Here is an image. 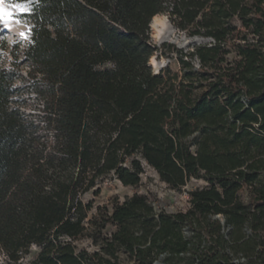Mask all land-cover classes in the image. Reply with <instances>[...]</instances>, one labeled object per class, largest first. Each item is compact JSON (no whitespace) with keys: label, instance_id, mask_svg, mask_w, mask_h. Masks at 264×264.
Here are the masks:
<instances>
[{"label":"trees","instance_id":"obj_1","mask_svg":"<svg viewBox=\"0 0 264 264\" xmlns=\"http://www.w3.org/2000/svg\"><path fill=\"white\" fill-rule=\"evenodd\" d=\"M158 15L215 41L180 58L181 79L149 66ZM24 18L37 111L22 109L16 82L25 78L18 62L4 64L0 40L7 259L22 264L37 246L31 264H120V250L140 264H264V0H35ZM208 77L215 80L196 84ZM144 163L172 190L206 185L189 192L186 213L157 212L135 193L87 222L93 204L84 196L108 177L139 186ZM83 238L101 249L78 248ZM239 254L247 261L234 263Z\"/></svg>","mask_w":264,"mask_h":264},{"label":"rangeland","instance_id":"obj_2","mask_svg":"<svg viewBox=\"0 0 264 264\" xmlns=\"http://www.w3.org/2000/svg\"><path fill=\"white\" fill-rule=\"evenodd\" d=\"M168 18V16H166ZM25 19V18H24ZM26 21V20H25ZM169 21V18H168ZM233 24L237 27L239 32L245 33L246 30L242 26L241 22L237 19L233 20ZM170 26L162 27L158 25L154 28L151 25L150 38L151 43L158 49V51L152 57L157 63L158 73L162 70L169 69L171 73H177L180 79L184 76L183 67L180 63V58L183 56L186 60L185 54H190L200 47H209L215 44V41L211 38H205L201 36L190 37L186 32L175 28L169 21ZM27 24H15L10 27H14L18 31V35L10 32L9 28L0 30V40L5 42L7 50L5 52L4 64L11 66L12 62L19 63V72L25 78V81L18 80L16 86L18 88V100L22 103V109L28 113H32L38 110L40 101L36 98L33 91L32 80L29 79V67L24 63L22 58V51L29 39H22L19 35L22 31H27ZM3 26L0 25V28ZM250 38H253L250 36ZM17 54V58L15 57ZM227 58L230 61L234 60L235 56L230 54ZM193 64L196 68L200 67L199 61L195 58ZM152 72L155 73L153 67ZM155 73V74H158ZM215 77H208L202 79L196 84L200 86H207L210 82L214 81ZM198 92L204 91V88H198ZM145 173L142 175L141 184L137 187H125L120 181L115 178H105L95 189L87 193L83 200L85 203H92L93 208L88 215L87 222L91 221L100 212H103L107 208L110 212L113 208L115 200L123 202L127 197H131L135 193L148 195L154 202V205L158 210L165 211L167 213H178L179 211L187 210L188 204L183 197L185 193L199 190L204 186L202 180H192L189 185L182 189V191L172 190L168 185L160 180L159 175L155 170L148 167L144 163ZM244 202H248V193L245 191L241 194ZM89 226V224H87ZM91 229V227H90ZM116 228L108 226L106 233H112ZM246 237L251 235V231H242ZM262 240H264V229L260 232ZM78 248H86L89 252H96L101 249V243L94 244L90 238H83L78 243ZM264 250V246L261 247ZM40 253L39 247H32L30 254L21 260L22 264H31ZM120 264H140L135 258L124 250L118 252ZM234 263L246 262L247 259L241 254L233 256ZM0 264H12L7 256L0 251ZM184 264V263H183Z\"/></svg>","mask_w":264,"mask_h":264},{"label":"snow or ice","instance_id":"obj_3","mask_svg":"<svg viewBox=\"0 0 264 264\" xmlns=\"http://www.w3.org/2000/svg\"><path fill=\"white\" fill-rule=\"evenodd\" d=\"M35 0H0V30L8 29L13 23L26 24L24 17L31 14L32 4ZM31 26H27V31L19 33L22 39H30Z\"/></svg>","mask_w":264,"mask_h":264},{"label":"bare ground","instance_id":"obj_4","mask_svg":"<svg viewBox=\"0 0 264 264\" xmlns=\"http://www.w3.org/2000/svg\"><path fill=\"white\" fill-rule=\"evenodd\" d=\"M158 25H161L162 27L170 26L168 18L165 15H158L153 19L152 26L156 28ZM10 32H12L15 35H18V31L14 27H9ZM150 66L154 68L155 73H158L157 63L155 59L150 60Z\"/></svg>","mask_w":264,"mask_h":264},{"label":"built area","instance_id":"obj_5","mask_svg":"<svg viewBox=\"0 0 264 264\" xmlns=\"http://www.w3.org/2000/svg\"><path fill=\"white\" fill-rule=\"evenodd\" d=\"M250 189H251V188H249V187H244V188L241 190L240 194H242V192H244V191H245L246 193L249 194ZM183 199L186 200V202H187V204H188V209H187V210H183V211H179V212L186 213V212L191 208L189 192H188V193H185V197H183ZM155 209H156L157 212H160V211H161V210H158V208H157L156 206H155ZM218 218H220V217L218 216Z\"/></svg>","mask_w":264,"mask_h":264},{"label":"water","instance_id":"obj_6","mask_svg":"<svg viewBox=\"0 0 264 264\" xmlns=\"http://www.w3.org/2000/svg\"><path fill=\"white\" fill-rule=\"evenodd\" d=\"M150 66V65H149ZM163 259V256L162 257H160V260H162ZM155 264H163V263H161L160 261L159 262H156Z\"/></svg>","mask_w":264,"mask_h":264},{"label":"crops","instance_id":"obj_7","mask_svg":"<svg viewBox=\"0 0 264 264\" xmlns=\"http://www.w3.org/2000/svg\"><path fill=\"white\" fill-rule=\"evenodd\" d=\"M204 182V181H203ZM206 184L204 183V186H205Z\"/></svg>","mask_w":264,"mask_h":264}]
</instances>
